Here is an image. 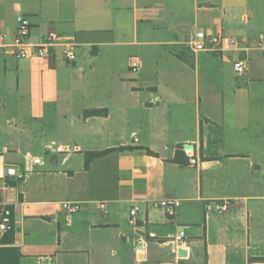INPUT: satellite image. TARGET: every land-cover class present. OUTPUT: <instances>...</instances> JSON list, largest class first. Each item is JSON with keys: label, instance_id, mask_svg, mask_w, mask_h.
Returning <instances> with one entry per match:
<instances>
[{"label": "crops", "instance_id": "crops-1", "mask_svg": "<svg viewBox=\"0 0 264 264\" xmlns=\"http://www.w3.org/2000/svg\"><path fill=\"white\" fill-rule=\"evenodd\" d=\"M19 14L31 41L50 29L72 37L77 60L61 45L47 59L2 50L0 209L14 227L0 246L18 248V264H264V0H0L7 43ZM196 30L247 48L194 52ZM102 49L118 73L92 66ZM101 77L118 80L114 118L94 96ZM120 146L131 149L85 167V152ZM164 198L172 214L152 205ZM64 201L80 208L68 214Z\"/></svg>", "mask_w": 264, "mask_h": 264}, {"label": "built area", "instance_id": "built-area-1", "mask_svg": "<svg viewBox=\"0 0 264 264\" xmlns=\"http://www.w3.org/2000/svg\"><path fill=\"white\" fill-rule=\"evenodd\" d=\"M17 28L15 36L12 42L7 43L5 35L0 32V55L5 47L12 48V56L14 58H43L47 59L50 54V49L61 45L62 55L66 61H73L76 57L75 46L76 43L72 37H64L59 35L55 30H48L38 41L29 40L30 19L22 14L16 16ZM247 40H239L237 38L225 36L223 34H210L203 30H196L193 32L189 44L194 52L202 50H219L224 45L235 47L239 50H246ZM258 45L264 48V33L258 36ZM140 60L136 56H131L129 59V68L132 72H137L140 69ZM234 71L241 75L246 70L244 61L240 58L236 59L233 63ZM189 161L195 162V159L188 153ZM174 202L167 198L155 201L152 203L154 207L162 206L166 208L168 214H172L171 204ZM228 200H223L221 203L215 204V209L219 212L227 211L230 208ZM101 209L105 208V203L100 202ZM63 207L66 213L72 214L80 208V204L77 201H64ZM209 207V206H208ZM140 211L139 201L133 199L129 213L131 217L135 216ZM14 227L12 220L11 209L4 205L0 209V234L12 230ZM184 230H179L171 236V242L175 249L182 247L185 242Z\"/></svg>", "mask_w": 264, "mask_h": 264}, {"label": "rangeland", "instance_id": "rangeland-1", "mask_svg": "<svg viewBox=\"0 0 264 264\" xmlns=\"http://www.w3.org/2000/svg\"><path fill=\"white\" fill-rule=\"evenodd\" d=\"M76 52V57L74 60H77V49H75ZM95 60L91 63H93L92 66L95 67V69L100 70L102 68L108 69H113L115 73H118L119 70H121V65L118 61L116 62H111L109 58L107 59V53L105 52L104 49H102L99 54L94 57ZM88 66H86V69ZM90 68V67H89ZM130 74H135V73H130ZM118 75V74H116ZM93 88L97 92H94V96L98 97L100 100L104 101L108 105H110V111L112 112V117L114 118L116 114L118 113L117 109L114 106L115 100L112 99V102L109 100L113 96H118L116 91L118 92V80L117 78H110V77H105V78H94L93 83L91 84ZM111 97V98H110Z\"/></svg>", "mask_w": 264, "mask_h": 264}, {"label": "trees", "instance_id": "trees-1", "mask_svg": "<svg viewBox=\"0 0 264 264\" xmlns=\"http://www.w3.org/2000/svg\"><path fill=\"white\" fill-rule=\"evenodd\" d=\"M105 109H86L83 112L84 117L93 115H105ZM131 149L129 146H120L117 148H108L100 151H87L84 153L85 167L88 166L89 162L96 158L103 156L111 151ZM21 254L18 248L14 246H0V264H18Z\"/></svg>", "mask_w": 264, "mask_h": 264}, {"label": "water", "instance_id": "water-1", "mask_svg": "<svg viewBox=\"0 0 264 264\" xmlns=\"http://www.w3.org/2000/svg\"><path fill=\"white\" fill-rule=\"evenodd\" d=\"M14 170H11V172H13ZM178 253L179 254H182V251L181 250H178Z\"/></svg>", "mask_w": 264, "mask_h": 264}]
</instances>
